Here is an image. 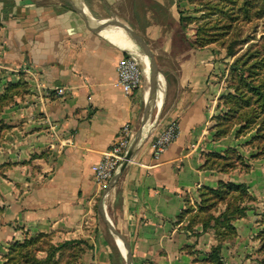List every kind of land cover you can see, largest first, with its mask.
<instances>
[{
	"label": "crops",
	"instance_id": "1",
	"mask_svg": "<svg viewBox=\"0 0 264 264\" xmlns=\"http://www.w3.org/2000/svg\"><path fill=\"white\" fill-rule=\"evenodd\" d=\"M75 1L86 15L67 0H0V264H10L13 242L39 233L84 240L77 264H123L99 208L110 179L99 182L93 165L124 124L139 133L150 70L142 60L146 74L132 92L117 83L118 62L142 47L116 22L151 48L165 85L104 208L126 239L132 264H208L214 230L188 227V215L179 220L180 214L188 205L195 211L200 188L220 180L247 184L257 206L264 165L242 146L246 136H215L225 53L215 44L193 46L196 21L180 22L181 13L199 16L203 0ZM172 121L178 136L156 157L154 142ZM230 148L248 170L205 165L208 154ZM249 209L233 220L237 233L223 243L224 264H241L250 251L259 209Z\"/></svg>",
	"mask_w": 264,
	"mask_h": 264
},
{
	"label": "trees",
	"instance_id": "2",
	"mask_svg": "<svg viewBox=\"0 0 264 264\" xmlns=\"http://www.w3.org/2000/svg\"><path fill=\"white\" fill-rule=\"evenodd\" d=\"M202 3L203 12L199 16L181 13V25L185 27L188 23L196 21L195 39L191 44L195 47H205L214 41L221 40L220 44L227 47L228 55H236L243 44L242 35L235 37V40H231V42H226V39L235 30V23L264 18V0H206ZM258 29L256 24L252 29L253 32L245 38V40L253 38L255 41L249 43V47L247 46V49L236 56L232 63V69L238 65L241 69L248 65V58L246 59L248 55L255 56V61L250 66L252 72L248 74L251 77L250 80L245 82L242 77L239 81L241 84L233 86V92H228L220 98V104L227 106L228 109L215 116L216 138L229 134L235 124H239L238 136L247 133L253 124H257V120L262 121L261 123L264 125V77L262 80H259L258 77L263 72L260 66L264 67L263 64H259L262 58H258L264 52V28L260 38L256 39ZM235 44H239L240 48H236ZM257 59H260L259 62ZM229 121L230 123H228ZM257 136L263 137V134L258 133ZM231 152L234 153V158L231 157ZM205 165L224 171L235 168L249 169V165L234 148H230L225 154L217 152L208 154ZM250 200H255V197L249 193L247 184L220 180L217 187L203 186L200 188V202L195 211L193 205H188L180 214L179 220L188 215L186 225L188 227L195 223H201L204 231L214 230L217 242L208 253V264H224L221 254L223 243L236 236L233 220L247 214ZM48 235V233H39L23 241L13 242L7 255L8 263L35 264V261L27 260L34 249L39 250V247L33 248V245L39 238ZM65 244L78 247L80 256L86 242L82 239H68L63 242V245ZM77 263L78 261L74 264Z\"/></svg>",
	"mask_w": 264,
	"mask_h": 264
},
{
	"label": "rangeland",
	"instance_id": "3",
	"mask_svg": "<svg viewBox=\"0 0 264 264\" xmlns=\"http://www.w3.org/2000/svg\"><path fill=\"white\" fill-rule=\"evenodd\" d=\"M206 0H203L204 2ZM101 21V20H100ZM258 25L259 29L257 31V35L255 36L256 39L260 38L261 34L263 33L264 28V18H258L254 21H242V23H235V30L232 32V34L227 38L226 42H231V40H235V37H238L240 35L243 36V44L240 48L239 44H235L236 48H240L238 50L236 55H228L227 54V47L221 46L220 41L217 40L214 41L211 44H215L218 48L224 51L225 55L220 62V73L218 75L219 83L223 86V91L218 94L217 96V103L219 104L220 98L222 95L227 94L228 92H233L235 85L241 84L239 81L243 77L245 82L249 81L251 77L248 76V74H251V63L255 61V56L248 55L246 59L248 58V65L245 67H242L244 69H240V66L238 65L235 69H232V63L234 62L236 56H239L245 49H247L249 46V43L254 42L255 39L248 38V40H245L251 32H253V27L255 25ZM254 36V35H253ZM239 41V39H238ZM241 42V41H240ZM241 45V44H240ZM140 46V45H139ZM248 46V47H247ZM141 47V46H140ZM149 47V46H148ZM150 48V47H149ZM151 49V48H150ZM140 50V49H139ZM138 50V51H139ZM143 51V48H142ZM262 58L261 62L259 64L264 65V52L258 57ZM260 59H257L259 62ZM145 66V65H144ZM261 71H263L261 74L258 75L259 80H262L264 77V67H261ZM243 73V75H242ZM149 76V74H148ZM146 77V76H145ZM149 77H147L148 80ZM163 80V79H162ZM149 83V81H147ZM165 85V81H161L160 83V89ZM147 86H149L147 84ZM247 88V87H246ZM160 92H163V90H159ZM228 109L227 106H224L221 104V107L217 109V114H221L222 112L226 111ZM264 114V113H263ZM262 114V115H263ZM262 121L257 120V124H253L251 128L247 131V133L239 135V136H246L247 138L242 142V146L247 151L249 150V156L253 158L257 157L262 159V164L264 165V125L261 123ZM230 123V121L228 122ZM239 127V124H235L229 133H234L236 137H239L237 135V129ZM263 134V137L257 136V134ZM257 145V146H256ZM231 157L234 158V153H230ZM256 155V156H255ZM237 162V161H236ZM249 165V163H248ZM250 167V165H249ZM264 176V172H263ZM251 196L255 197L254 194L251 192ZM258 201V197H255V200H250L248 205L249 208L253 207L255 209L256 207L259 209L254 211L256 214V227L254 231L252 232L254 235L251 240H248L249 246L251 248L250 251L246 254H242L243 262L241 264H264V191L261 195V199L259 204L256 206L254 205ZM250 210V209H249ZM68 239L65 238H57L51 234L48 236H43L38 239L36 244L33 245V248H38L39 250L34 249L31 254H29V257L27 260L31 262L30 260L35 261L37 264H74L78 261L79 257V251L78 247H72V245L65 244L63 245V242H65ZM248 246V247H249ZM244 256V257H243ZM36 258V259H35ZM39 260V261H36ZM35 263V264H36Z\"/></svg>",
	"mask_w": 264,
	"mask_h": 264
},
{
	"label": "built area",
	"instance_id": "4",
	"mask_svg": "<svg viewBox=\"0 0 264 264\" xmlns=\"http://www.w3.org/2000/svg\"><path fill=\"white\" fill-rule=\"evenodd\" d=\"M142 55L137 52L127 53L117 64L118 80L121 88L129 93L142 85L146 72L142 66ZM57 91L63 93V88ZM179 133L178 123L170 122L166 128L157 136L153 152L156 157L162 154L169 144L173 142ZM134 138V130L129 123L124 124L117 139L103 152L100 161L93 165L95 178L99 182L106 183L116 172Z\"/></svg>",
	"mask_w": 264,
	"mask_h": 264
},
{
	"label": "water",
	"instance_id": "5",
	"mask_svg": "<svg viewBox=\"0 0 264 264\" xmlns=\"http://www.w3.org/2000/svg\"><path fill=\"white\" fill-rule=\"evenodd\" d=\"M69 3L72 4V6L81 14L86 15V11L83 6H81L78 2L75 0H67ZM119 23L121 26H123L128 32H131L132 37L137 41V43L143 48V50H146L148 53H150V50L148 46L146 45L143 38H141L139 35H137L133 30H131L127 25ZM106 26L105 24H101L98 28H102ZM164 78V75L158 65H154L153 69L150 71L149 74V91H148V98L145 106L144 116L142 120V127L137 135L134 136L133 142L130 145L129 149L127 150L124 159L120 163L119 167L117 168L116 172L113 174V176L110 178L106 188L103 191L102 198L99 202V208L100 211L103 214L104 220L113 233L115 237V242L119 250L121 251V254L123 257H121L122 263L125 264H132L131 260V254L129 250V245L126 241V239L120 234V232L114 227L111 219L109 218L105 208H104V197L108 193V191L115 185L116 181L119 179L121 173L123 172L125 166L129 162V160L132 158L133 154L135 153L141 139H142V133L145 125L148 123L149 117L153 111V108L157 104L158 101V94L160 90V83L162 79ZM118 239L121 240L122 246L118 243ZM124 249V250H123ZM125 260V261H124Z\"/></svg>",
	"mask_w": 264,
	"mask_h": 264
},
{
	"label": "bare ground",
	"instance_id": "6",
	"mask_svg": "<svg viewBox=\"0 0 264 264\" xmlns=\"http://www.w3.org/2000/svg\"><path fill=\"white\" fill-rule=\"evenodd\" d=\"M84 21H86L87 23H89L90 25H103L104 22H98L97 20H95L94 18L90 17V18H82ZM119 26H121L119 23H117ZM114 33V32H113ZM111 34V33H110ZM116 34V33H115ZM114 34V35H115ZM112 35V34H111ZM118 36V35H117ZM123 36V35H122ZM130 36L132 37V34H130ZM124 37V36H123ZM126 38V37H125ZM124 40V39H123ZM126 41V40H125ZM147 45V44H146ZM148 46V45H147ZM149 48V47H148ZM150 53H148L146 50L141 51L142 53H140L142 55L143 61L146 63V66L148 68V70H152L154 65H158L156 58L152 52V50L149 48ZM148 77V75L146 76V78ZM163 98V92L159 91L158 94V102L160 103L162 101ZM111 195V194H109ZM108 197V196H107ZM109 199V198H108ZM111 199V198H110ZM112 200V199H111ZM118 243L122 246V242L120 239H118ZM124 250V249H123Z\"/></svg>",
	"mask_w": 264,
	"mask_h": 264
}]
</instances>
